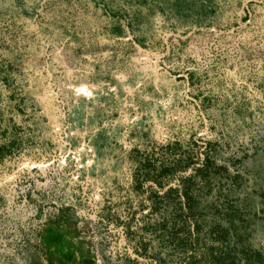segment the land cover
<instances>
[{"label":"rangeland","instance_id":"374dc122","mask_svg":"<svg viewBox=\"0 0 264 264\" xmlns=\"http://www.w3.org/2000/svg\"><path fill=\"white\" fill-rule=\"evenodd\" d=\"M229 208L264 264V0H0V264H163Z\"/></svg>","mask_w":264,"mask_h":264},{"label":"trees","instance_id":"16d2710c","mask_svg":"<svg viewBox=\"0 0 264 264\" xmlns=\"http://www.w3.org/2000/svg\"><path fill=\"white\" fill-rule=\"evenodd\" d=\"M229 209L227 212H222V221L219 222L218 218H215L214 229L205 233L207 235L197 229L182 227L169 232L170 240L166 239V241H170L173 247L161 262L163 264H251L246 259L245 262L237 259L239 251L250 258L252 248L242 213ZM220 216L221 211H217V217ZM160 239L161 243L165 242L163 234ZM254 251L260 255L259 250L254 249ZM174 254L175 259H173Z\"/></svg>","mask_w":264,"mask_h":264}]
</instances>
